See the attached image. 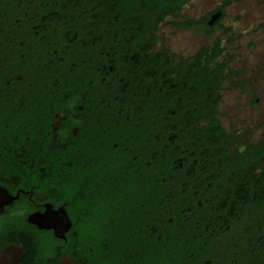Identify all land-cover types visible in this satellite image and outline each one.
Returning <instances> with one entry per match:
<instances>
[{
	"label": "flooded vegetation",
	"instance_id": "flooded-vegetation-1",
	"mask_svg": "<svg viewBox=\"0 0 264 264\" xmlns=\"http://www.w3.org/2000/svg\"><path fill=\"white\" fill-rule=\"evenodd\" d=\"M200 1L0 0V264H264L247 32Z\"/></svg>",
	"mask_w": 264,
	"mask_h": 264
},
{
	"label": "rangeland",
	"instance_id": "rangeland-1",
	"mask_svg": "<svg viewBox=\"0 0 264 264\" xmlns=\"http://www.w3.org/2000/svg\"><path fill=\"white\" fill-rule=\"evenodd\" d=\"M225 0H201L192 8L200 15L211 11L216 5ZM232 5L227 9L225 22H237L247 32L242 41L244 49L245 66L250 71L248 79L257 78L258 82V138L264 132L259 124L264 118V30L260 28L264 24V0H230ZM249 98H247L248 100Z\"/></svg>",
	"mask_w": 264,
	"mask_h": 264
},
{
	"label": "snow or ice",
	"instance_id": "snow-or-ice-1",
	"mask_svg": "<svg viewBox=\"0 0 264 264\" xmlns=\"http://www.w3.org/2000/svg\"><path fill=\"white\" fill-rule=\"evenodd\" d=\"M0 171H2V169H0ZM8 199V193L0 190V203H5ZM37 210L39 211V208ZM40 218V222L45 225L43 228L52 230L55 234L58 232L63 234L70 227L63 204L58 207H47L43 210V214L40 215ZM9 254L14 255V253ZM66 264H70V261H66Z\"/></svg>",
	"mask_w": 264,
	"mask_h": 264
},
{
	"label": "water",
	"instance_id": "water-1",
	"mask_svg": "<svg viewBox=\"0 0 264 264\" xmlns=\"http://www.w3.org/2000/svg\"><path fill=\"white\" fill-rule=\"evenodd\" d=\"M16 249L12 246L7 248L3 253H2V257H3V262L2 264H17V262L21 259L19 257H16L14 259H7L6 254H8L10 251H15ZM23 253V252H22Z\"/></svg>",
	"mask_w": 264,
	"mask_h": 264
},
{
	"label": "trees",
	"instance_id": "trees-1",
	"mask_svg": "<svg viewBox=\"0 0 264 264\" xmlns=\"http://www.w3.org/2000/svg\"><path fill=\"white\" fill-rule=\"evenodd\" d=\"M229 4H231V2ZM260 28L264 30V24L261 25Z\"/></svg>",
	"mask_w": 264,
	"mask_h": 264
}]
</instances>
